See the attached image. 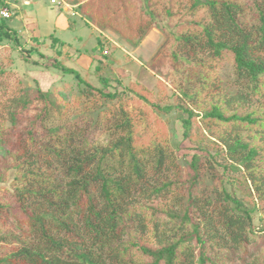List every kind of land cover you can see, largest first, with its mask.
<instances>
[{
	"label": "trees",
	"instance_id": "1",
	"mask_svg": "<svg viewBox=\"0 0 264 264\" xmlns=\"http://www.w3.org/2000/svg\"><path fill=\"white\" fill-rule=\"evenodd\" d=\"M67 2L98 28L97 83L59 67L80 87L70 102L72 87L57 79L47 89L36 81L30 99L5 97L12 128L0 142L11 146L0 147V186L15 211L0 204V245H10L0 264H220L217 252L251 251L264 264L253 225V199L264 203V0ZM12 15L1 17L0 39L18 43ZM151 28L166 37L175 89L161 79L151 89L122 84L104 62L112 42L103 31L137 47ZM227 59L236 91L222 94L213 77ZM163 61L152 63L161 74ZM174 113L178 132L163 126Z\"/></svg>",
	"mask_w": 264,
	"mask_h": 264
},
{
	"label": "rangeland",
	"instance_id": "2",
	"mask_svg": "<svg viewBox=\"0 0 264 264\" xmlns=\"http://www.w3.org/2000/svg\"><path fill=\"white\" fill-rule=\"evenodd\" d=\"M28 1L29 0H27V2L25 0H13L11 11L14 15L6 20L10 26V30L16 31V34L18 31V33L22 32V35H17L24 42V44L25 41L22 38L23 36H28V40L26 41L28 44L25 45L27 46L26 49H24V51L19 49L21 43L23 44L22 41L21 43H15L12 38L9 37L0 39L2 42H0V44H8L0 48V66L5 70V73L0 80L4 84V88H2L0 84V137L1 134L10 132V129L12 128V125L7 123L8 118L3 112V107L7 106L4 101L11 93L17 92L18 94H22L29 92L28 98L30 99L33 95H35L36 88L38 87L36 81L40 83L42 89H47L50 86L49 83L54 80L56 81L57 79L59 80L58 82H60V85H70L72 87V95L67 100V102H70L72 97L78 94V89L80 87H77V78L73 72L59 71V67L71 69L74 72L76 71L84 78H87L88 76V80L95 84L97 83L95 81V76L93 75L97 59H95L91 65L94 46L98 40L97 30L84 18L79 16V14L73 15V13H71V17L69 16V24H72V26L68 29H63L64 24L60 19H58V16L61 15L63 17L66 15L62 7L57 4H51L50 0H32L29 3ZM50 34L51 38L59 37L64 41L63 43L70 47V56L63 52V43H58L56 46L52 45V39L48 37ZM102 34L109 37L112 42L110 49L107 48V55L110 56V59L106 58V61L104 60L110 70V76H119V82L125 85L132 84V81L138 80V82H143L147 89L153 88L157 81L161 79L168 87L175 89V86L171 83V81L167 80L170 70L167 68L168 65L166 64L168 63L164 60L162 52L166 43V37L161 31L156 28L149 29L137 47H132L127 42L120 39L111 30H105ZM32 37L38 38V41ZM17 46L18 54L16 50ZM76 51H79L81 56L74 55L73 52ZM19 53L24 55L23 58L19 56ZM156 60H164V65L159 68L163 70L161 71L163 74H161L158 69L153 68L152 63ZM54 63H58V65ZM214 72L215 77H213V79L216 81L217 77L218 82L221 83L220 89L222 90V94L233 93L236 91V87L230 83V79L233 74V67L230 59H227L226 61L224 60L220 63ZM60 75L64 77H58ZM3 89L5 90L4 94L1 93ZM6 96L7 98L5 99ZM129 102L130 105L135 108H140L144 111L146 110L148 113L150 112L148 109L149 106L146 107L143 104H135V102L132 101ZM76 110V106L73 105L68 109L69 113H76ZM176 114L177 113L170 115L171 120L169 121V124L165 123L163 126L167 127L169 125H173L175 130L178 132L181 129V124L177 122ZM148 117L152 123L155 122L152 115ZM51 122L54 121L52 120ZM25 129L26 127L24 126L19 133H21V131H25ZM158 129L163 130V128ZM92 140L94 144L106 142V138L102 135L100 137H94ZM189 145L190 144L187 140L182 141V150L179 152V156L184 153H188L183 149L185 146L188 148ZM10 146L11 145L7 143V141L4 143L0 142V147L2 149H10ZM13 150L14 149L11 150V154L15 153ZM4 171L5 170H3L0 166V176L4 174ZM4 175H6V173ZM169 177L173 178L171 175H169ZM2 190H4V188L0 186V204L12 205L13 207L11 210L15 211L14 197L7 192H2ZM253 200L256 204V211L253 214V225L255 232L260 233L261 235L255 243L264 248V231H261V229L264 228V203L260 202L257 197ZM13 227V224L7 220L4 228L13 230ZM1 230L2 229L0 228V233ZM9 246L10 245L8 244H1V251H9ZM261 249L262 248H260V250ZM252 253L253 251H251L249 255H246L244 259L242 256H239V252H217L216 254L217 257L222 259V261L219 262L220 264H257L254 261L257 253Z\"/></svg>",
	"mask_w": 264,
	"mask_h": 264
},
{
	"label": "crops",
	"instance_id": "3",
	"mask_svg": "<svg viewBox=\"0 0 264 264\" xmlns=\"http://www.w3.org/2000/svg\"><path fill=\"white\" fill-rule=\"evenodd\" d=\"M26 2H27V0H25ZM32 0H29L28 1V3L29 2H31ZM62 1H64L69 7H67V8H64V11H65V13H66V15L65 16H58L59 18L58 19H60L62 22H63V24H64V28L63 29H68V28H70L71 26H72V24H69L70 23V21H69V16L71 17V11H70V9H72L74 6L72 5V4H70V3H68V2H66V0H62ZM0 2H2L4 5L3 6H5V4H7L8 6H10V7H12V4H13V0H0ZM51 3V2H50ZM3 6H1L0 5V7H3ZM11 13H12V11H10ZM59 22V21H58ZM6 24L8 25V23L6 22ZM89 24H91L97 31H98V28H96L95 27V25L94 24H92V23H89ZM9 26V25H8ZM10 27V26H9ZM19 32V31H18ZM17 32V34H20V35H22L21 33H18ZM16 34V35H17ZM17 37L19 38V36L17 35ZM49 37V36H48ZM33 38V37H32ZM59 38V37H58ZM22 39H24V41H25V44H24V42L19 38V42L21 43V41L23 42V44L24 45H27L28 43H26V41L28 40V36H26V37H24L23 36V38ZM34 39V38H33ZM37 41H38V38H35ZM61 41H62V43L64 42L61 38H59ZM22 44V43H21ZM6 45H8L7 43H6ZM6 45H2V44H0V48H2V46H6ZM25 47H27V46H25ZM17 48H18V46L16 47V50H17ZM69 49H70V47L67 45V44H65V43H63V45H62V50H63V52H65L66 53V55H68V56H70L71 54L69 53ZM1 50V49H0ZM24 50V49H23ZM17 54H18V50H17ZM43 54V53H42ZM73 54L74 55H80L81 56V54L79 53V51H76V52H73ZM91 58V57H90ZM87 59V58H86ZM86 63H87V61H86ZM59 71H62V69L60 68L59 69ZM63 72V71H62ZM63 74V73H62ZM58 77H64V76H62V75H60V76H58Z\"/></svg>",
	"mask_w": 264,
	"mask_h": 264
},
{
	"label": "built area",
	"instance_id": "4",
	"mask_svg": "<svg viewBox=\"0 0 264 264\" xmlns=\"http://www.w3.org/2000/svg\"><path fill=\"white\" fill-rule=\"evenodd\" d=\"M51 3H55L58 5H67L64 1L62 0H50ZM11 13L9 9L6 6H3L0 8V16L3 18H8L10 17Z\"/></svg>",
	"mask_w": 264,
	"mask_h": 264
},
{
	"label": "clouds",
	"instance_id": "5",
	"mask_svg": "<svg viewBox=\"0 0 264 264\" xmlns=\"http://www.w3.org/2000/svg\"><path fill=\"white\" fill-rule=\"evenodd\" d=\"M62 6V5H61ZM63 7L64 8H67V7H69L68 5H63ZM1 8V7H0ZM70 11H71V13H73V15L75 14V15H77L78 13H76V11H74V7L72 8V9H70ZM11 13V12H10ZM11 15H12V13H11ZM10 15V16H11ZM80 16V15H79ZM1 17V16H0ZM25 46L24 44H21V46H19V49H21V50H23V47ZM24 51V50H23Z\"/></svg>",
	"mask_w": 264,
	"mask_h": 264
}]
</instances>
